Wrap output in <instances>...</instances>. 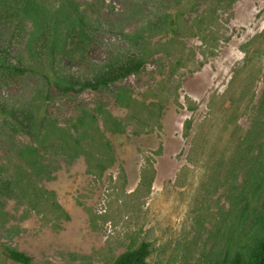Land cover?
<instances>
[{
    "label": "rangeland",
    "instance_id": "obj_1",
    "mask_svg": "<svg viewBox=\"0 0 264 264\" xmlns=\"http://www.w3.org/2000/svg\"><path fill=\"white\" fill-rule=\"evenodd\" d=\"M218 1L100 3L85 57L64 59L73 74L88 75L130 47L124 34L170 11L185 13L184 36L156 37L160 50L146 69L109 91L63 95L51 87L47 111L59 125L101 110L125 132L114 135L104 171L56 156L48 161L57 167L53 179L39 184L45 200L2 202L0 264H17L5 246L35 264H112L143 241L151 244L149 264H217L238 221L240 239L257 229L264 210V0ZM30 30L28 22L1 24L0 45L13 57L26 55ZM44 89L36 75L18 85L0 75L2 100L36 102ZM122 90L135 100L129 109L117 100ZM30 143L0 119L2 176L13 175L18 148Z\"/></svg>",
    "mask_w": 264,
    "mask_h": 264
},
{
    "label": "trees",
    "instance_id": "obj_2",
    "mask_svg": "<svg viewBox=\"0 0 264 264\" xmlns=\"http://www.w3.org/2000/svg\"><path fill=\"white\" fill-rule=\"evenodd\" d=\"M101 2L103 0L86 4L76 0H0V25L9 22L17 28L24 22L31 25L26 55L13 57L7 47L0 45V75L9 85H18L29 75L40 77L45 85L36 102L18 104L0 99L2 127L14 135L31 139L30 144L18 148L13 175L0 174L1 206L2 202L16 198H32L36 203L45 200L48 192L39 184L53 179L57 167L48 163L53 157L62 156L68 162L85 159L91 170L98 167L100 172L104 171L105 158L110 160L115 154L118 139L114 135L125 132L118 119L101 110L85 111L68 124L59 125L47 111L51 87L63 95L109 91L146 69L160 50L152 44L156 37L178 39L184 36L185 13L178 9L170 11L151 21L146 28L124 34L130 47L95 64L88 75L73 74L63 65L64 59L73 62L85 57L97 29L92 14L100 10ZM221 3L222 0L217 2L218 7ZM117 100L127 109L135 103L126 90L118 94ZM147 126L146 123L144 127ZM255 227L256 230L240 239L238 221L224 243L225 250L217 264H264V210ZM3 253L14 263L35 264L31 256L12 246H5ZM150 256L151 244L143 241L129 246L112 264H149Z\"/></svg>",
    "mask_w": 264,
    "mask_h": 264
}]
</instances>
